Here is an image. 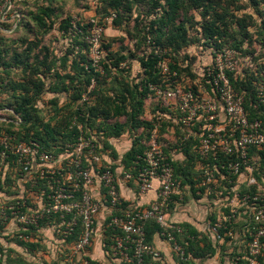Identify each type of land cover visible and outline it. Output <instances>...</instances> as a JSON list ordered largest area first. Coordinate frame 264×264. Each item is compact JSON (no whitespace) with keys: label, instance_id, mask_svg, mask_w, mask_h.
<instances>
[{"label":"trees","instance_id":"obj_1","mask_svg":"<svg viewBox=\"0 0 264 264\" xmlns=\"http://www.w3.org/2000/svg\"><path fill=\"white\" fill-rule=\"evenodd\" d=\"M145 1L148 6L146 11H142L139 8ZM227 1L233 3L232 0ZM13 2L8 16L0 26V137L3 133L12 134L19 141H34L42 150L58 155L65 152V144L75 140L77 130L74 123L80 122L85 126L86 135L97 139L102 149L111 147V138L128 137L125 141L129 142L130 147L124 153L117 154L112 149L111 158H119L112 170H120V166L124 170L131 169L132 160L136 154L145 150V144L155 127V118H144L146 83L153 82L163 87L181 84L185 88H195L194 84L187 83L188 79H196L200 68L204 69L211 62L210 52L213 48L223 47L231 48L240 57L250 59L252 66L243 67L241 74L231 81L234 89L244 95L245 109L250 118L259 119L264 124V104L259 103L257 97V87L264 84V61L261 60L264 54L259 56L255 48H251L255 40L264 44V0H250L259 16L227 15L224 10L219 11V8H223V0H99L96 13L103 30L107 24L113 28L124 27L126 37L118 40L123 43L126 38L133 44L132 48L122 44L118 50H113L111 42L114 40L106 42L103 35L101 49L105 54L100 61L102 71L93 66L89 56L85 37L90 31V23H72L70 18L64 20L61 28L67 36L71 35V40L64 56L60 58L46 47H43L42 56L33 52L37 42L24 36L12 41L13 48L4 43L5 39L12 40L22 29L37 35L38 30L33 29L32 23L44 33L51 25L47 24L46 19L53 12V2L50 1L47 6L35 12L25 9L27 0ZM194 10L201 11L202 22L199 31L192 36L189 33V27L193 25L192 16L188 13ZM113 13L115 16H112ZM105 15L108 21H102ZM255 24V31H250ZM24 44L26 46L23 48ZM155 48L166 51L170 68L168 76H163L156 68L158 56L154 54ZM134 60H137L138 66L131 76V70L121 65L128 63L130 66V61ZM92 81L95 84L88 93L89 99L82 101V95ZM157 109L163 117L158 131L161 141L165 143V153L178 148V158L172 165L174 177L180 181L181 193L173 194L174 201L179 196H182L184 203L190 198L202 200L206 197V216L210 222H214L217 218L216 205L220 203L216 192L221 194L219 199L234 192L240 196L248 194L259 198L264 194V159L261 152L260 157L254 154L258 162L252 173L256 178L255 184L248 185L245 181L238 183L235 179L228 183L223 178H217L216 182L210 184L213 190L207 191L202 185V172L197 168L202 159L197 152L199 143L196 127L190 128L191 131L181 123L174 124L169 121L170 118L163 116L164 108L157 106ZM122 117L124 121L120 122ZM171 125L176 135L188 134L186 141L175 142L165 138L164 135H171L167 130ZM216 167L220 169L218 165ZM20 170L14 156H11L2 174L0 199L8 202L25 199L30 207H34V199L40 189L49 191L51 182L39 179L38 173H35L37 183L30 188L26 178L19 175ZM132 172L135 174V170ZM233 187L236 189L233 190ZM129 204L128 200H123L122 205L113 209L112 214H120ZM173 207L172 203L171 211ZM223 211L230 216V221L224 222L227 228L220 230L221 233L231 230L240 234L235 238L223 235L222 242L197 231L189 222L176 224L181 232L174 234L191 259L210 257L217 247L222 253L229 249L230 259L244 255L243 250L250 240L249 231L253 227V220H248L249 210H242L243 213L235 218L231 217L229 208H223ZM66 219L68 216L60 218L58 215H50L41 219L38 226L30 227H23L14 221L0 223V264H81V256L74 254V246L83 230L78 223L69 234L59 232L58 229L63 228ZM107 221L108 217L102 226V247L106 256L112 258L111 247L115 244L114 237L119 230L107 227ZM244 226L248 227V231L242 234ZM48 228L57 240L54 249L42 242ZM162 230L154 220H148L145 224L146 240L152 244L154 236L160 235ZM20 234L29 239L19 238ZM91 250L92 245L86 248L89 256L84 258L90 264H101L90 256ZM45 254L50 258L46 259ZM145 259L149 263L151 256ZM191 259L185 264H190ZM120 261L121 264H132Z\"/></svg>","mask_w":264,"mask_h":264},{"label":"built area","instance_id":"obj_2","mask_svg":"<svg viewBox=\"0 0 264 264\" xmlns=\"http://www.w3.org/2000/svg\"><path fill=\"white\" fill-rule=\"evenodd\" d=\"M13 3V0H0V26ZM90 24L85 40L93 66L102 71L103 28L95 21ZM154 54L158 56L156 68L163 76H168L170 68L166 51L155 48ZM210 56L211 62L204 69L200 68L196 79L187 81L195 88H185L181 84L163 87L153 82L146 83L147 97L144 101L145 104L152 102V108L150 111L145 107L144 118H155V127L145 144V150L132 160L131 169L124 170L120 166V170H112L119 158L113 160L112 149H102L97 139L86 135L85 126L80 122L74 123L77 137L65 144V152L58 155L42 150L34 141H19L15 135L3 133L0 137V186L11 156L21 168L19 175L26 178L30 188L37 183L35 173H38L39 179L51 183L49 191L40 189L34 199V207H30L25 199L13 202L0 199V223L14 221L23 227H30L38 226L41 219L50 215L60 218L68 216L63 228L58 231L66 235L78 223L81 225L83 233L74 246V254L81 256V264H90L84 258L89 256L86 248L92 245L98 230L102 233L103 224L99 228L98 216L102 210H108L105 213V219L108 217L107 227L119 230L111 247L113 258L132 264H165L160 251L146 240L145 224L148 220H154L163 229L160 236L171 244L178 264H185L191 257L174 234L181 232V229L169 221L170 205L182 203L183 199L182 196L177 201L172 198L173 194L181 193L180 181L174 177L172 165L178 148L165 153V143L161 141L158 131L163 117L157 106L165 109L163 116L170 118V122L181 123L188 129L196 127L197 152L202 159L197 168L202 172V185L207 191L213 190L210 184L216 182L217 178H223L228 183L235 179L238 183L245 181L248 185L255 184L256 178L252 175L258 163L255 158L260 157L261 152L264 159V124L259 119L250 118L245 109L244 95L234 89L231 81L241 74L243 67L252 66L250 59L240 57L235 50L227 47L213 48ZM94 84L92 81L82 95V101L89 99L88 93ZM257 97L258 102L264 104V84L257 87ZM167 130L171 135L164 136L171 141L184 142L188 138V134L176 135L173 125ZM221 157L228 159L222 160ZM134 170L135 174L132 172ZM122 181L132 182L134 201L120 214H112L113 209L116 210L123 200H127L120 192ZM149 193H153V198L146 205L139 204L140 198ZM216 197L220 201L216 205L217 218L214 222L208 221L205 230L217 241L222 242L223 235L235 238L240 234L231 230L221 233L220 230L227 228L224 222L230 221L223 208H229L233 218L248 209V220H253L244 255L231 257L229 264H264V204L260 203L264 202V194L259 198L248 194L240 196L234 192L219 199L221 194L218 191ZM245 231H248L247 226L242 228L241 233ZM19 238L29 239L21 234ZM146 256H151L149 263H146Z\"/></svg>","mask_w":264,"mask_h":264},{"label":"rangeland","instance_id":"obj_3","mask_svg":"<svg viewBox=\"0 0 264 264\" xmlns=\"http://www.w3.org/2000/svg\"><path fill=\"white\" fill-rule=\"evenodd\" d=\"M53 2V12L50 15L49 18L46 19L47 24H51L49 30L44 33L42 32V29H39L38 26L34 23L31 24L33 29L37 31V35L33 31H28V29H22L15 37L10 39H5L4 43L8 44L12 48L14 47V43L16 40L21 37L28 38V40L36 41L37 46L33 52H38L40 56L43 55L44 49L43 47H46L49 49L50 53L51 50L53 51L54 55L58 58L61 56L63 57L67 47L69 46V42L71 40V35L66 34V32L61 28L64 20L70 18L72 20V23H75L77 21L81 23H91L92 21L98 22L99 16L96 13L97 10V2L99 0H27V6L25 9H32L34 12L38 10V8L47 6L48 3ZM233 3H229L227 0H223V8H219V11L224 10L227 15L235 14L237 16H243V14H251L253 16H259L257 15L256 11L252 7L250 0H232ZM146 2V1H145ZM147 2L144 3L139 9L142 11H146L147 9ZM261 10H263V7H260ZM114 14V13H113ZM136 14V13H135ZM189 16H192L191 21L193 22V25L189 27V33L193 36L199 31L200 22H202L201 18V11L200 10H194L190 11L188 13ZM8 16V15H7ZM102 21H108V16L105 15V17L102 18ZM99 23V22H98ZM196 23V24H195ZM257 24V23H256ZM256 24L250 28V31L254 32L256 29ZM132 25V23H131ZM35 34V35H34ZM71 34V33H69ZM104 35V39L106 42L113 39L114 41L112 43V49L118 50L120 46L123 45H129L131 48L133 44L129 39H124V42L121 43L118 39L125 36L124 34V27L120 28H113L112 25H108L103 30L102 36ZM126 37V36H125ZM14 40V41H13ZM13 41V42H12ZM26 46V44L23 45V48ZM251 48H255L256 52H258V55L264 54V44H261L259 41H254L251 45ZM102 58L104 57V51L102 50ZM52 57H55V56ZM90 56V54H89ZM55 57V58H56ZM264 61V56L262 59ZM131 65L129 66L128 63H122L123 68H129L131 70V76L133 72H135V69L132 68V64L137 63V60L130 61ZM120 122L124 121V118L119 119Z\"/></svg>","mask_w":264,"mask_h":264},{"label":"crops","instance_id":"obj_4","mask_svg":"<svg viewBox=\"0 0 264 264\" xmlns=\"http://www.w3.org/2000/svg\"><path fill=\"white\" fill-rule=\"evenodd\" d=\"M138 64L135 65V63L132 64V68H136ZM137 69V68H136ZM135 69V71H136ZM135 73V72H133ZM151 111L152 108V102H146V109ZM122 139V140H121ZM128 139V137H120L117 139H109V144L111 145V149H115L117 154L124 153L129 147V142L125 141ZM125 141V142H124ZM178 158V153L176 154V159ZM132 186L130 182L124 183L123 181L120 182V192L123 194V196L129 201L133 202L134 197L132 195ZM134 191V190H133ZM135 193V192H134ZM153 198V193H149L145 196H142L140 200L138 201L141 205H146L150 199ZM205 198V199H204ZM199 199H188L186 202H182L179 204H176L174 206V209L169 213V221L173 224H178L180 222L186 221L189 222L192 226H194L197 231L206 234L208 232L205 230L206 223L209 221L206 216V205L205 200L206 197ZM204 203V204H203ZM108 213V210H102L98 216V225L100 228V225L103 224V221L106 217V214ZM241 218V217H240ZM241 221H244L243 218H241ZM45 231V229H44ZM95 239L92 243V250L90 252V256L92 258H96L101 264H121L120 259L117 258H109L106 256L103 245H102V233L100 230H98ZM52 231L48 228L47 235L44 238H42V242L47 245L48 248L54 249L56 247V238L51 233ZM211 236V235H210ZM212 237V236H211ZM219 242V241H218ZM152 245L154 248L160 251L161 256L163 258V261L165 264H178L177 256L173 252L171 244L167 242L164 238H162L160 235H155L152 240ZM222 250L217 247L215 253L210 257H205L202 260L198 258H190L191 263L190 264H229L230 258L228 256L229 249H226L224 253L221 252ZM46 253V252H45ZM191 257V256H190ZM45 258H50V256L45 254Z\"/></svg>","mask_w":264,"mask_h":264}]
</instances>
